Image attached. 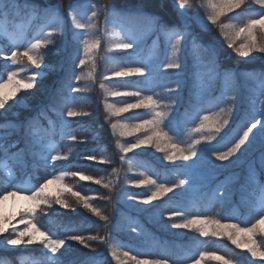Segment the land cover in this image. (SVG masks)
<instances>
[{"label":"snow or ice","instance_id":"snow-or-ice-1","mask_svg":"<svg viewBox=\"0 0 264 264\" xmlns=\"http://www.w3.org/2000/svg\"><path fill=\"white\" fill-rule=\"evenodd\" d=\"M171 3L180 17L171 24L161 15L150 14L145 0L123 5L117 0H78L66 9L61 2L53 5L51 0H39L23 5L25 21L15 26L0 25V60L4 62L0 64V116L7 117L16 108H29V100L36 95L32 90H40L39 84L49 72L65 73L61 87L52 92L35 116L22 122H0V205L9 197L29 202L18 213L16 223L12 222L15 217L0 212V236L4 237L0 249L39 244L45 251L28 264H66L63 256L71 251L69 242L90 250H94L91 242H96L107 246L115 264H169L163 256H142L113 235L126 231L149 238L137 218L125 217L113 223L104 208L93 203L97 199L109 204L114 199H126L145 206L136 211L148 214L153 223L165 229L196 233L184 248L183 261L172 264H201L206 259L218 264H252L234 249L264 261V180L260 179L264 176V70L241 72L224 67V61L233 55L245 62L249 57L256 59L254 54L264 57V0ZM160 7H164L163 2ZM20 12L18 0H0V15ZM192 20L199 32L192 30ZM213 29L218 37L211 36ZM202 33L209 34L210 39L205 41ZM149 37L154 38L146 45ZM117 51L127 54L101 55ZM49 56L59 59L46 63ZM100 61L111 64L102 78L96 74ZM113 77L143 79L125 80L120 85L105 83ZM97 83L120 163L139 177L130 179L125 174V181L135 188L144 187L143 193L117 191L122 167H113L110 177L105 178L85 174L73 164L80 157L99 164L114 163L106 147L78 152L76 144L84 141H78L72 120L65 119L92 115L77 107L80 97L73 94L91 91ZM186 88L187 98L183 95ZM108 97L133 99L109 102ZM180 107H184L182 114ZM136 109L144 112L123 116ZM41 120L47 121L46 127L38 123ZM125 137L134 139L122 142ZM65 140L69 143L62 151ZM142 147L162 153L163 161L174 167L161 173L128 156ZM241 164L246 165V176L240 186V206L246 214L233 205V188L227 179L210 185L200 175L203 167L215 173ZM29 166L32 171L28 178L17 180V170ZM39 170L45 172L43 177L36 176ZM161 175L164 179H159ZM169 175L175 179L170 181ZM69 178L90 181L108 194H82L74 183L67 182ZM52 185L56 186L54 192L49 191ZM169 193L174 196L162 205L154 204ZM54 205L59 206L54 216L62 215L60 209L76 212L83 208L103 222L95 228H102L104 234L99 230L79 234L71 223L49 217V224L55 223L66 233L59 235L40 219L43 210ZM213 239H227L234 249L209 248ZM218 251L221 254L217 255ZM0 264L9 262L0 258Z\"/></svg>","mask_w":264,"mask_h":264},{"label":"trees","instance_id":"trees-1","mask_svg":"<svg viewBox=\"0 0 264 264\" xmlns=\"http://www.w3.org/2000/svg\"><path fill=\"white\" fill-rule=\"evenodd\" d=\"M26 1L32 3H39V0H18V2L21 3V6ZM71 1H76V0H64L62 2L64 8H66V6ZM157 1L158 0H145V2L149 5L147 11L150 14L161 15L170 24L180 21V17H178L174 12L176 10L173 9L174 6L172 5L171 0H169V3L172 7H170V5H167L164 6L165 7L164 9L156 6ZM159 1L161 2V0ZM51 2L54 1L51 0ZM107 2H112V0H107ZM117 2L123 5L126 3H132L134 2V0H117ZM188 11L189 14L192 13V9H189ZM11 14L13 15L14 13ZM202 14L203 12L201 10V15ZM191 22H193V24L191 23L192 30L195 32H199L200 29L198 26L195 25L194 20H192ZM213 34H215L216 36L218 32L215 29H213L211 35L214 36ZM202 35L204 36L205 41H208L210 39L209 36H206V33H202ZM69 38H70V34H69ZM153 38L154 37H149L145 41V44L150 45L151 40ZM126 54L127 53L123 51L101 53L102 56H119V57H123ZM256 55L257 54H254V56ZM58 59L59 58L56 56H49L46 58L45 62L56 63ZM255 60H258L259 62H256ZM261 62L264 61H263V57L260 58V56H258L256 59H252V57H249L245 62L244 58L235 57L233 55L230 59L224 61V67L235 69L241 72L261 71L264 70V63ZM110 67L111 64L109 62L100 61L97 66V73H96L97 77H101V74ZM64 75L65 73L60 70H57L55 72H49L48 75L45 77L44 81H42L39 84L40 90L38 92L36 91V89L32 90V92H35L36 95L29 100V108L13 109L12 112H16L18 113V115H13L12 112H9L7 117L0 116V122H3L5 119L16 122H22L28 118L35 116L36 113L39 111L40 107L46 105L49 102V96L52 94V92L55 89L61 87V81L63 80ZM142 79H143L142 77H128V78L113 77L111 81H105V83H114L120 85L122 84L123 80L137 81ZM80 83L83 84L84 82L81 81ZM243 83L244 82L241 81V84ZM73 95L80 97V99L77 102V107L92 113V115L89 117L67 118L65 116V119L72 120V130L74 134L77 136L78 141H84L76 144L77 151L80 153H87L92 150H99L102 147L104 148L106 147L107 152L109 153L110 156L113 157L114 160L113 164H99L97 162L86 161L82 157H80L73 161L75 167L82 168L85 174H90L96 177L103 176L105 178L110 177V173L113 167H117V168L122 167L123 171H121L118 178L117 191L136 193V194L145 192L146 189L144 187L135 188L130 183H127L125 181V174L130 179H138L139 177H137L133 172H127L128 166L126 164L121 165L120 163L118 156L119 153L115 150V138L112 135V132L110 130L111 128L109 124L102 119V112H104V108H103L104 97H103V93L99 88V84L97 83L91 91L85 93H77ZM183 95L185 98H187L188 96L187 88L185 89ZM130 99L133 98L108 97L109 102H117V101L130 100ZM9 103L11 104L13 102L10 101ZM143 112L144 110L142 109H136L123 114V116H132L134 114L143 113ZM183 112H184V107H180L179 113L182 114ZM49 115H51L53 119H58V117H56L52 113H49ZM179 119H180V115L178 114L177 120ZM38 123L43 124L45 127L47 126L46 120H41ZM91 136H95V139L89 142L86 141L89 140L86 138ZM12 139H16V137L13 136ZM133 139L134 137H125L123 138L122 142H127ZM68 143L69 141L66 140L61 142L63 151L67 150L64 147V145H67ZM20 147H23V145H20ZM128 156L135 157L136 159L144 162L152 169L159 170L161 173H163L165 169H171L174 167V165L169 164L166 161H163L162 153L155 152V150L152 148L142 147L140 149H134L132 152L128 153ZM176 163L181 164L183 162L178 161ZM188 163L191 164V162ZM245 170L246 167L242 164L230 168L222 169L221 171L215 173H213L210 169L203 167L200 170V175L204 182L210 185H215L217 182L221 180H226L231 176H234L235 175L234 172H238V171H240L239 172L240 180H244V177L246 176ZM31 171L32 170L30 166L26 170L18 169L17 175L19 176V178H23L26 175H30ZM44 175L45 172L43 170H39L36 173V176L39 177H43ZM111 178L117 179V177H111ZM159 179H164V176L161 175ZM168 179L171 181L174 180L175 177L169 175ZM121 182L123 183L124 191L121 190L122 189ZM228 182L231 184L233 188V193L235 194V192H237L238 190L239 181L232 179L231 181ZM74 184L77 188H79L82 191V194L84 193L93 194L94 192L105 195L108 194L106 189H103L99 185L92 184L90 181H79V183L77 184L74 183ZM171 196H174V193H169L168 196H165L161 201L154 202V204L162 205L164 201ZM93 203L104 208L105 212L110 215L113 223L120 222L125 217H135L139 220L141 224L144 225V227L148 230V233L150 234L149 238L137 237L134 233H129L126 231L113 233V235H115L117 239L123 241L125 244L128 245V247L141 253L142 256H147V257H151L153 255L157 257L163 256L169 260V264H172V261L182 262L185 246L190 243L191 237L196 236V233L187 232V230H175V229L168 230L161 227L159 224L153 223L149 218L148 214L138 213L136 211L137 208H142L145 206L138 205L134 201L129 202L126 201V199L116 201L114 199L113 203L109 204L107 201L97 199ZM236 204L240 206V201L237 200ZM58 207H59L58 205H54L53 209L45 208L40 215V219L42 222L46 223L48 227H51L53 231L57 232L59 235L63 236L66 233H64L61 228H58L55 223L49 224L48 223L49 217H52L53 221H60L62 223H71L76 227L77 233L79 234H84V235L95 234L97 230L100 231L101 235L104 234L102 228L100 229L95 228V225H102L103 222L99 221L96 217L92 216L91 213L87 212L83 208H77L76 212L60 209L62 215L54 216L53 213L55 209H57ZM240 209H243V213H246V210L243 208V206H240ZM222 222H230V221H222ZM9 231H11V229H9ZM174 233H180V234L174 235ZM5 235H7V233ZM3 238H4L3 236H0V240H2ZM152 238H154L155 242L153 241ZM69 243L71 246V251L65 252L63 256V259L65 260L66 264H68V262H71V264H81V262H83V264H115V262L112 261L111 256L108 254L106 245L98 244L96 242H91L94 246V250H90L83 248L82 245L76 244L75 242H69ZM213 247H217L220 249H224V248L234 249V245H232L231 242L228 241L227 239H219V240L213 239V242L212 244L209 245V248H213ZM234 250L237 253H239L240 256L247 257L250 261H252V264H264V261L253 260V258H251L246 251H242L240 249H234ZM43 251L45 250L39 244L29 245L26 247L21 245V246H16L15 248L10 247L9 249H0V258H6L9 264H28V261L30 259L39 258ZM61 251L64 252L63 249ZM216 254L219 255L221 254V252L218 251ZM201 264H218V262L215 260L206 259L204 261H201Z\"/></svg>","mask_w":264,"mask_h":264},{"label":"rangeland","instance_id":"rangeland-1","mask_svg":"<svg viewBox=\"0 0 264 264\" xmlns=\"http://www.w3.org/2000/svg\"><path fill=\"white\" fill-rule=\"evenodd\" d=\"M52 1H54V2H51L53 5H55L56 3H58V2H63L64 0H52ZM76 2H78V0H76V1H71L70 3H76ZM80 2H82V0H80ZM163 2V4H164V6H167V5H170V3H169V0L167 1V0H161V2L158 0L157 2H156V6L157 7H160V4ZM19 3V2H18ZM25 3H28L27 1L25 2ZM24 3V4H25ZM32 3V2H31ZM20 4V6H21V3H19ZM24 4H22V6H21V12L19 13V14H17V13H14L13 15L11 14V13H7V14H2V15H0V25H8V26H15L16 24H19V23H21V22H23V21H25L26 20V17H25V15H24V12H23V5ZM68 6V5H67ZM67 6H66V8H67ZM170 7H172L171 5H170ZM65 8V9H66ZM161 8V7H160ZM165 7H163V9H164ZM173 9L174 10H176V8L175 7H173ZM166 10V9H165ZM175 13H176V15L179 17V15H178V13L176 12V11H174ZM65 21H66V24L68 25V27L70 28L71 27V24H70V20H68V18H67V16H66V14H65ZM101 22H103V21H101ZM192 24H193V22H191ZM194 23H195V25L196 26H198L197 24H196V22H195V20H194ZM195 26V27H196ZM70 34V33H69ZM214 36H215V34H213ZM206 36H209L210 37V35L209 34H207L206 33ZM212 36V35H211ZM216 37H218V34H216ZM68 38H69V36H68ZM57 39H59V37H57ZM70 39V38H69ZM258 55V54H257ZM256 55V56H257ZM258 56H260V58L262 57L261 56V54L260 55H258ZM257 56V57H258ZM260 60V59H259ZM256 62H259L258 60H255ZM263 61H264V57H263ZM2 63H4L2 60H0V64H2ZM261 63H264V62H261ZM125 80H123L122 81V83L124 82ZM102 119L105 121V112H102ZM111 130V129H110ZM256 130H254V132H255ZM112 132V131H111ZM58 139V138H57ZM93 139H89V140H86V141H92ZM102 148H104V147H102ZM61 150L63 151V148H62V146H61ZM108 155H109V153H108ZM118 156H119V154H118ZM257 156H258V154H257ZM91 162H96V161H91ZM243 165V164H242ZM245 167H246V165H244ZM257 166H258V161H257ZM202 169V168H201ZM246 171V170H245ZM240 171H238V172H234V176H231L230 178H228L227 179V181H231L232 179H234V180H236V181H239V185H238V190H237V192H235V194L233 193V197H232V203H235L237 200H239L240 201V196H241V192H240V186H241V184L244 182V180L243 181H241L240 180V173H239ZM28 178V176H26V177H24L23 179H17V180H20V181H22V180H25V179H27ZM261 178H263L264 179V177H260V179ZM202 179V178H201ZM203 180V179H202ZM34 182V181H33ZM68 183H79V180H78V178L75 180V181H73L71 178H69L68 179V181H67ZM122 183V182H121ZM56 190V186L55 185H52V186H50V188H49V191H52V192H54ZM122 191H124V189H123V183H122V189H121ZM28 201H26V200H23V199H16V198H12V197H9L7 200H5L4 201V203H3V205H0V212H2V214L5 216V217H15V219H13V223H16L18 220H19V215H18V213H20L23 209H25L27 206H28ZM54 207V206H53ZM229 208H231V205L229 206ZM239 212H242V210H239V209H237ZM68 214V213H67ZM19 227L20 228H23V225H19Z\"/></svg>","mask_w":264,"mask_h":264},{"label":"bare ground","instance_id":"bare-ground-1","mask_svg":"<svg viewBox=\"0 0 264 264\" xmlns=\"http://www.w3.org/2000/svg\"><path fill=\"white\" fill-rule=\"evenodd\" d=\"M233 205H236V206H238V209L240 210V206H239V205H237V204H235V203H233Z\"/></svg>","mask_w":264,"mask_h":264}]
</instances>
